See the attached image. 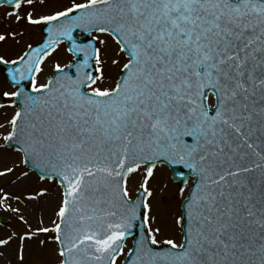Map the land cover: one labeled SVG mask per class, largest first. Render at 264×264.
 I'll return each mask as SVG.
<instances>
[{
    "label": "snow or ice",
    "instance_id": "obj_1",
    "mask_svg": "<svg viewBox=\"0 0 264 264\" xmlns=\"http://www.w3.org/2000/svg\"><path fill=\"white\" fill-rule=\"evenodd\" d=\"M37 4L49 11L36 13ZM3 5L43 35L15 59L0 55L14 86L0 93V109H14L0 138L62 189L57 221L18 237L20 261L26 239L52 232L58 264H118L122 254L121 264H264V0ZM15 36L0 33V42ZM63 41L72 59L45 76ZM106 66L118 69L114 79ZM165 164L193 178L178 188L179 242L152 213L150 178ZM141 170L133 197L127 185ZM0 193L5 207L9 194ZM136 221L140 236L125 253Z\"/></svg>",
    "mask_w": 264,
    "mask_h": 264
},
{
    "label": "rangeland",
    "instance_id": "obj_2",
    "mask_svg": "<svg viewBox=\"0 0 264 264\" xmlns=\"http://www.w3.org/2000/svg\"><path fill=\"white\" fill-rule=\"evenodd\" d=\"M59 2L67 4L68 0H59ZM35 8L36 13L49 11L48 7L40 4H37ZM7 11H10V8H2L0 11V33L15 32L16 36L0 42V55H3L5 59H15L16 56L21 55L27 45L41 37L40 28L29 26L23 20L17 23L14 17L5 16ZM70 59L71 55L66 51V45L61 43L59 48L46 59L44 64L45 76L52 71V64H67ZM105 72L114 79L118 69L106 66ZM43 78L41 77L42 80ZM5 90L11 91L14 90V87L8 85L0 74V93ZM5 111L10 118L14 109H0V123H3L5 119ZM3 131L6 129H0V132ZM5 167H11L12 172L0 175V189L9 194L5 200L6 206L0 207V209L9 219V223L7 226L0 223V239L7 238L13 232L16 233V236L7 245L0 246V264H57L59 257L55 253L56 244L49 240V237L53 236L54 233H40L31 239H26L24 241L23 261L18 259L20 246L18 237L29 231L30 228L51 227L52 222L57 221L55 211L61 199V187L54 181H41L35 173L23 165L20 153L5 145L0 138V171ZM22 172H27V175L21 176ZM142 179V170L131 175L127 186L133 197ZM171 183L167 169L158 166L149 182V187L153 192L150 201L152 213L157 216L158 222L164 226L165 237L174 238L179 242L181 238L180 229L178 226H173V220L175 215L180 214L179 204L183 197L178 192L177 186H172ZM41 187L47 189L44 195L35 199L28 198L30 193L38 192ZM13 197L19 199H13ZM21 216L24 217L23 221L20 219ZM41 240L44 241L43 245L39 243ZM128 247L129 241L125 245V251ZM122 257L123 254L119 257L118 262Z\"/></svg>",
    "mask_w": 264,
    "mask_h": 264
},
{
    "label": "water",
    "instance_id": "obj_3",
    "mask_svg": "<svg viewBox=\"0 0 264 264\" xmlns=\"http://www.w3.org/2000/svg\"><path fill=\"white\" fill-rule=\"evenodd\" d=\"M86 36H87V34H84V37H86ZM77 39L80 40L81 37H78V36H77ZM65 42H66V44H67V46H68V43H69V42H68V41H65ZM41 43H42V40H41L40 42H38L37 44H34V45H32V46H33V47H36V46H38V45L41 44ZM10 67H12V66H11V65H7V64L0 63V71L4 74L6 81H7L9 84L13 85V84L7 79V72H8V69H9ZM67 70H68L70 73H72V74H74V72H75V69H74V68H69V69H67ZM22 83L26 85V84H28V81H23ZM10 147H12L13 149L17 150V148L19 147V145L15 144V143L13 142V144H12ZM23 162H24V161H23ZM24 163H25V165H26L29 169L35 171L39 176L43 174V171L41 170V168L36 167V163H37V162L28 161V162H24ZM166 165H167V164H166ZM168 166H169V168H170V176H171V179H172L174 182L178 183L180 186L183 184V179H184L185 177H188V176L191 175L190 170L184 168L182 165H168ZM181 173H182V175H181ZM180 208H181V211H182V208H183L182 203H181V205H180ZM0 221H1L2 223H4V224H7V222H8V220L2 215L1 211H0ZM141 227H142V226H141L140 222H139V221H136V222H135V226H134V228L131 230V231H132V235L129 236V237H132V247H134V241H135V239H136V238H139V236H140ZM126 258H127V257H125L123 261H125ZM123 261H122V262H123Z\"/></svg>",
    "mask_w": 264,
    "mask_h": 264
}]
</instances>
